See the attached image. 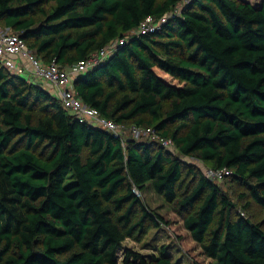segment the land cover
Masks as SVG:
<instances>
[{
    "label": "trees",
    "instance_id": "16d2710c",
    "mask_svg": "<svg viewBox=\"0 0 264 264\" xmlns=\"http://www.w3.org/2000/svg\"><path fill=\"white\" fill-rule=\"evenodd\" d=\"M181 1L0 0V25L45 63L70 69L114 42L76 76L77 94L180 153L79 120L0 61V264H180L165 245L151 259L123 251L159 221L136 193L148 189L176 204L214 264H264V223L236 215L205 172L184 170V157L229 168L244 209L264 207V0H191L175 13Z\"/></svg>",
    "mask_w": 264,
    "mask_h": 264
},
{
    "label": "built area",
    "instance_id": "2783aa9c",
    "mask_svg": "<svg viewBox=\"0 0 264 264\" xmlns=\"http://www.w3.org/2000/svg\"><path fill=\"white\" fill-rule=\"evenodd\" d=\"M190 1L182 0L174 12L180 13L182 8ZM172 15L174 14H166L159 20L153 16H148L141 22L138 31H153L164 22H167ZM114 47L115 43H110L102 50L93 53L88 59L81 60L72 68L67 69L56 61L45 63L29 48L20 33L0 25V61L10 73L24 76L27 74L31 78L34 76L36 79L45 81L47 86L53 90V93L61 99L64 107L72 112L76 118L112 132L114 135L119 136L123 142L129 136L139 138L144 134L151 136L153 140L160 141L164 146H175L171 138L161 137L152 127L137 125L128 127L123 123L103 116L97 108L87 105L77 94L74 88L76 76L86 72L97 62L108 57ZM206 174L219 182L225 177L231 176L232 170L229 168L210 169Z\"/></svg>",
    "mask_w": 264,
    "mask_h": 264
},
{
    "label": "rangeland",
    "instance_id": "374dc122",
    "mask_svg": "<svg viewBox=\"0 0 264 264\" xmlns=\"http://www.w3.org/2000/svg\"><path fill=\"white\" fill-rule=\"evenodd\" d=\"M256 1L258 0H252L254 4H257ZM25 77L30 79L27 74ZM32 79H35L34 76ZM139 138L153 140L151 136L144 134ZM165 147L172 154L180 155L176 146ZM184 159L186 163L185 173L190 166L205 173L210 170L197 158L184 157ZM218 183L237 204L234 211L236 215L242 213L255 222L264 223V207L252 203L247 210L244 209L247 201L239 200V194L245 191V186L236 182L234 176H227ZM136 193L144 203L160 215V218L158 223L152 219L147 220V231L138 239H126L123 243V251L129 248L151 259V256L158 255V249L165 245L168 247V252L173 256L174 261L180 264H214L213 260L206 256L202 246L193 239L190 231L185 227L183 214L176 209L175 203L167 202L162 196L155 193L153 189H148L145 192L136 191ZM123 251L121 250L119 254L120 259L123 257Z\"/></svg>",
    "mask_w": 264,
    "mask_h": 264
},
{
    "label": "crops",
    "instance_id": "0c3cea01",
    "mask_svg": "<svg viewBox=\"0 0 264 264\" xmlns=\"http://www.w3.org/2000/svg\"><path fill=\"white\" fill-rule=\"evenodd\" d=\"M31 78V77H30ZM32 80H34V81H36V82H38V83H40V84H42L44 87H46L47 89H49V91H51L52 93H53V90L49 87V86H47V84H46V82L45 81H43V80H41V79H32Z\"/></svg>",
    "mask_w": 264,
    "mask_h": 264
}]
</instances>
